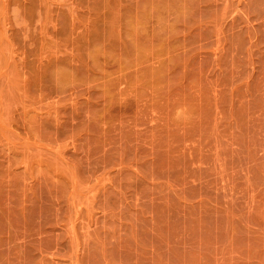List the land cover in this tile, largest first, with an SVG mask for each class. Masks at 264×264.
Returning a JSON list of instances; mask_svg holds the SVG:
<instances>
[{
    "label": "rangeland",
    "instance_id": "obj_1",
    "mask_svg": "<svg viewBox=\"0 0 264 264\" xmlns=\"http://www.w3.org/2000/svg\"><path fill=\"white\" fill-rule=\"evenodd\" d=\"M0 264H264V0H0Z\"/></svg>",
    "mask_w": 264,
    "mask_h": 264
}]
</instances>
